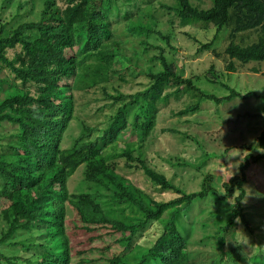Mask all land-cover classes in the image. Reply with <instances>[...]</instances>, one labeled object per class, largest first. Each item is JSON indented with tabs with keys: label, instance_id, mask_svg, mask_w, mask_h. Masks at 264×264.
Returning <instances> with one entry per match:
<instances>
[{
	"label": "trees",
	"instance_id": "16d2710c",
	"mask_svg": "<svg viewBox=\"0 0 264 264\" xmlns=\"http://www.w3.org/2000/svg\"><path fill=\"white\" fill-rule=\"evenodd\" d=\"M156 1L39 0L36 20L10 27L0 20V71L9 70L0 77V127L15 125L8 135L0 133V249L7 247L6 253L0 250V264H239L243 259L230 247L231 242L238 250L243 247L235 242L242 237L239 222L259 242L249 260L264 264V178L252 189L244 186L249 168L264 160V125L257 147H250L239 163V173L220 187L214 173L202 170L210 153L193 163L172 156L180 169L203 173L199 188L192 191L175 184L148 154L144 141L158 104L176 95L179 87L216 103L253 95L262 102L264 123V93L242 95L218 82L229 95L203 94L191 77L176 73L171 34L160 30L150 13ZM34 2L2 0L0 9L13 5L12 18H21ZM200 3L174 0L160 5L178 18L181 28L214 29L210 41L198 43V52L215 47L223 35L229 58L243 65L264 62V0H210L208 7ZM121 26L128 32L126 40L121 39ZM131 43L135 50L128 59L123 50ZM227 70L235 66L230 62ZM137 75L148 83L125 92ZM92 89L100 98H88ZM100 99L106 104L97 109H110L103 121L93 124L77 114V105ZM196 108L190 105L180 113ZM126 131L139 132L140 142L121 144ZM79 168L82 178L70 191L68 181ZM207 197L218 204L231 201L232 206L204 219L199 211V220H187L193 204ZM246 198L258 211L253 214L258 224L246 217ZM192 223L205 239L199 246L207 247L200 260L192 250L199 243L192 238ZM152 224L159 232L156 238L148 246L137 242ZM69 226L72 233L83 232L85 241L72 243ZM23 232L25 239L19 238ZM94 250L101 252L99 259L83 255Z\"/></svg>",
	"mask_w": 264,
	"mask_h": 264
},
{
	"label": "rangeland",
	"instance_id": "374dc122",
	"mask_svg": "<svg viewBox=\"0 0 264 264\" xmlns=\"http://www.w3.org/2000/svg\"><path fill=\"white\" fill-rule=\"evenodd\" d=\"M1 1L2 0H0V5ZM27 1L30 2L31 0H22V2ZM173 2L174 0H157L153 4L150 13L151 16L158 21L159 29L171 34L170 41L175 47V51L172 52L174 54L172 58L174 57L176 73L180 74L182 77H191L194 85L203 94H213L218 97L229 95V90L221 86L218 82L227 84L242 95L248 92L263 94L264 62H249L243 65L229 58L225 53L228 41L223 35H219L217 42H215V47L209 46L207 49L198 52L200 47L198 43L210 41L215 31L209 28H207L206 31H200V28H202L200 25L181 28L178 18L160 5V3L171 4ZM200 5L208 7L210 5V0H202ZM25 8L27 10L23 12L21 18L15 17L14 19L12 18V14L15 10L13 5L2 11L0 9L1 22L7 23V27H10L15 22L36 20L41 9L39 0H35L31 8L30 5H27ZM123 29L122 26L118 28L121 32V39L126 40L128 39L126 37L128 32ZM184 31L195 36L198 42H195L185 35L183 33ZM136 43L137 41L135 45ZM132 49L135 50L133 43L128 44L123 50L128 59L133 58ZM165 49L168 53V47ZM138 51H140V49L137 50V52ZM153 52L155 53L156 51ZM9 55H11V53ZM144 62L145 61L142 60L139 63L145 68L147 63L145 62V64ZM230 62L235 66L234 71L227 70V65ZM253 68L258 71H252ZM153 70L157 71L158 66L153 67ZM8 72L9 70L7 68L2 69L0 71V77L8 74ZM137 76L135 83L132 84V88H130L131 86L129 88H124L125 92H135L140 82L148 83L141 75ZM210 80H217V83L213 84ZM11 81L12 77L10 82ZM93 90L94 89L91 90V93L87 94L88 98L95 96L100 98V93L97 91L94 94L92 93ZM175 90H179L176 95H172L170 98L158 104V113L155 118L154 126L144 141V144L148 146V154L154 158L155 165L161 168V170H164L167 175L173 179L175 184L184 187L187 191H192L199 188L203 173L197 170L195 171L194 168L183 167L180 169L175 160L172 159V156H178L188 163H193L201 158L205 152L210 153L211 157L206 160V165L202 170L214 173L218 180L216 184L219 186L220 183L226 182L232 176L239 173L238 165L243 160L245 154L250 152V147H257L258 137L264 125L262 116L259 114L262 102L259 98L251 95L249 97H234L229 101L216 103L210 100H203L197 93L186 91L183 87H179V89ZM79 96L80 93H77L78 100H81L82 98ZM104 104H106V100L100 99L91 101L88 105L82 107L77 105L76 112L88 122L98 124L105 119V114L110 110L109 107L106 106L103 110L97 109L98 107L104 106ZM190 105H196L197 108L194 111L189 110L187 113H180L181 110H184ZM246 113H250L251 115H245ZM131 115L132 114H129V122L132 118ZM14 128L15 125L4 123L3 126L0 127V133L8 135L14 131ZM170 130H173V132ZM139 138V132L129 133L126 131L125 136L122 138L124 140L119 141L121 144L126 141L137 144L140 142ZM157 152L160 154V158L157 156ZM81 170L82 168H79V171L73 174L69 179L68 187L70 191H73V189L79 185V181L82 178ZM262 178H264V160L249 168L247 183L244 185L246 190L254 188L257 183L262 181ZM247 199L248 198H246L243 205L245 214L247 215L246 217L251 224H258L253 215L257 214L258 211L251 206L250 201ZM193 205L194 211L189 214L187 220L188 218H194L195 220L199 211L200 217L204 219L207 217V214L210 215L215 211L220 212V209L223 210L227 206L231 207L232 203L229 201L227 204H218L213 197H207L197 202L196 205ZM200 217L196 220H199ZM192 225L194 224L192 223ZM237 226L239 227L238 232H240L239 234L242 236H239L238 240L244 241V243H241L243 247L238 250L232 242L230 243V247H233L234 254L241 256L243 259L239 264H254L249 260V257L256 253L259 242L255 240V237L250 235L249 232L242 230L244 228L242 223L239 222ZM194 230L195 232L192 238L196 239L195 242L199 243L193 246L192 250L197 252L198 260H200L205 257L204 255L207 252V247L204 248V246H199L201 240H205L202 238V231H200L199 227H195L194 225ZM67 231L72 235V243H77L76 241L79 239L85 241L83 232L75 233L74 231L73 233L76 234L74 235L72 233V226H69ZM210 231L211 230H209V232ZM158 234L157 226L152 224L142 231L137 242H142V245L148 246ZM212 234H214L215 239L217 236L216 233L212 232ZM27 237L28 235L26 232L19 235L21 239ZM92 243L95 246L98 244L97 241ZM262 243H264V241H262ZM75 246L77 248L73 250V254L78 250L77 244H75ZM88 246L89 245L86 246L84 243V247L87 248ZM80 248L81 247H79V249ZM6 249L7 247L1 248L0 250L5 252ZM15 252L17 253L16 249ZM18 253L22 254L23 252L19 250ZM83 255L96 260L101 257V252L99 250H94ZM77 259L78 257H74V261ZM99 261L101 260H98V262ZM201 262L202 261H196L198 264H201Z\"/></svg>",
	"mask_w": 264,
	"mask_h": 264
},
{
	"label": "clouds",
	"instance_id": "9594fccd",
	"mask_svg": "<svg viewBox=\"0 0 264 264\" xmlns=\"http://www.w3.org/2000/svg\"><path fill=\"white\" fill-rule=\"evenodd\" d=\"M235 242H236L237 244H240V243H242V242L244 243V241H239V242L235 241Z\"/></svg>",
	"mask_w": 264,
	"mask_h": 264
}]
</instances>
